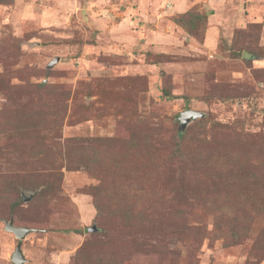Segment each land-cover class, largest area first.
I'll use <instances>...</instances> for the list:
<instances>
[{
	"label": "rangeland",
	"instance_id": "rangeland-1",
	"mask_svg": "<svg viewBox=\"0 0 264 264\" xmlns=\"http://www.w3.org/2000/svg\"><path fill=\"white\" fill-rule=\"evenodd\" d=\"M263 151L264 0H0V264H264Z\"/></svg>",
	"mask_w": 264,
	"mask_h": 264
},
{
	"label": "trees",
	"instance_id": "trees-1",
	"mask_svg": "<svg viewBox=\"0 0 264 264\" xmlns=\"http://www.w3.org/2000/svg\"><path fill=\"white\" fill-rule=\"evenodd\" d=\"M209 13H212V11L205 12V13H202V14L195 13V12H192V11H188V12H185V13L181 14L179 17H177L175 19V22L179 23L181 26H183L185 29H187L190 33L198 34V33H200V31H199L200 28L199 27L202 24V20H204L206 18L207 14H209ZM164 96L166 98H168L170 96V93L165 90L164 91ZM138 135L139 134L133 135L132 137H134L136 139ZM101 140L107 142L108 144H103L102 145V148H97V151L100 152V154L101 153H105V152H109V154L115 153V151L113 150L114 147H120L122 150L128 151V150L133 149V147L135 146V142L133 141L134 139L126 140V139H123V138H114V137L111 138V137H109V138H103ZM149 141H150V139H149ZM150 142H148L147 147H149L148 145H151V147H153V145ZM104 148H107V149L103 150ZM260 148L261 147H258V151H255L252 146H248V147L245 146V147H243V149L241 150V152L245 153L244 155H248V156L250 155L249 156V159L250 158H255L257 156L255 153H259V149ZM111 155H112L111 158L116 157V154H111ZM107 157H108V155H107ZM242 157H247V156H242ZM112 161L113 162H116L117 160H116V158H114V159H112ZM261 165L263 166L262 163H261ZM115 173L119 177L124 178V177H126V175H127L128 172L125 173V175H124V173H122L120 171H116ZM227 182H228L227 177L225 176L224 179L222 177L219 180L218 184L213 189H211V190L214 191V192H221L222 191V188H223V185H225ZM94 188H95V190L97 189V187H94ZM113 195H114V193L108 192L107 197L108 198H111V196H113ZM196 195L198 197L200 196L198 194H196ZM95 208H96L97 212H100V210L102 209V206H100L99 204L95 203ZM141 213H144V212L141 211ZM138 214H140V212H138ZM144 214H145V216L146 215L148 216V214L146 213V211H145ZM221 217H222V215H219L217 218H221ZM123 218L125 219L126 216H123ZM218 220L215 221L216 222V225H219ZM234 235H236V234H234Z\"/></svg>",
	"mask_w": 264,
	"mask_h": 264
},
{
	"label": "water",
	"instance_id": "water-1",
	"mask_svg": "<svg viewBox=\"0 0 264 264\" xmlns=\"http://www.w3.org/2000/svg\"><path fill=\"white\" fill-rule=\"evenodd\" d=\"M54 63V62H51L49 63L50 65ZM201 116V113H199L198 111H195V110H186V111H183L180 113V116L178 117L179 118V122H180V130H182L183 128H185V126L187 125V123L190 121V120H193L197 117H200ZM22 199L24 201L26 200H29L30 197H25L24 195H22ZM3 228L4 230L8 231V232H11L14 234V236L18 239V240H22L25 238V236L33 231L32 228L30 227H27V226H18V225H15L13 223V219L10 218L9 220H3ZM88 231H95L96 228L94 226H91V227H88L87 228ZM12 261L15 263V264H23L24 261H25V257L21 251V244L18 243L15 247V250L14 252L12 253Z\"/></svg>",
	"mask_w": 264,
	"mask_h": 264
}]
</instances>
